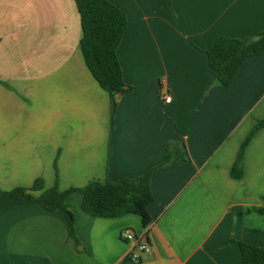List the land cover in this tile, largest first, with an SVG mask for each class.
I'll return each instance as SVG.
<instances>
[{"label":"crops","instance_id":"0c3cea01","mask_svg":"<svg viewBox=\"0 0 264 264\" xmlns=\"http://www.w3.org/2000/svg\"><path fill=\"white\" fill-rule=\"evenodd\" d=\"M108 1L127 18L116 54L128 90L115 100L85 64L74 0H0V192L38 178L66 190L136 177L172 138L190 160L154 168L146 226L136 214H88L72 191V237L61 209L0 194V264H241L235 240L264 247V126L242 176L230 169L264 117V53L224 86L204 49L263 31L264 0ZM126 230L151 246L139 262Z\"/></svg>","mask_w":264,"mask_h":264},{"label":"trees","instance_id":"16d2710c","mask_svg":"<svg viewBox=\"0 0 264 264\" xmlns=\"http://www.w3.org/2000/svg\"><path fill=\"white\" fill-rule=\"evenodd\" d=\"M80 17L82 35L80 48L85 64L92 76L115 100L128 90L124 84L116 48L127 25L124 12L108 0H74ZM210 68L215 71L217 81L229 85L242 62L251 55L264 53V30L245 38L218 35L204 49ZM264 126V117L258 119L241 143L236 159L230 169L231 176L243 174L245 148L255 134ZM164 160L157 166H166L178 159L190 160L184 141L172 138L163 143ZM156 166V167H157ZM147 170L136 177H125L119 181L92 179L81 187L59 190L56 186L43 188V180H34L30 187H16L0 194L37 201L47 210L61 209L66 218L68 236L74 237V214L66 206V196L72 191L82 195L81 208L88 214L99 217H118L136 214L143 226L150 222L147 210L153 200L150 189L151 173ZM41 190L38 194L34 192ZM241 254V264H264V247L242 240H235Z\"/></svg>","mask_w":264,"mask_h":264},{"label":"built area","instance_id":"2783aa9c","mask_svg":"<svg viewBox=\"0 0 264 264\" xmlns=\"http://www.w3.org/2000/svg\"><path fill=\"white\" fill-rule=\"evenodd\" d=\"M171 96L165 95L164 101L170 102ZM122 237L130 241L133 246L128 254V258L134 262H139L142 255L149 253L151 251V246L142 237L137 236L133 231L126 230L122 233Z\"/></svg>","mask_w":264,"mask_h":264}]
</instances>
